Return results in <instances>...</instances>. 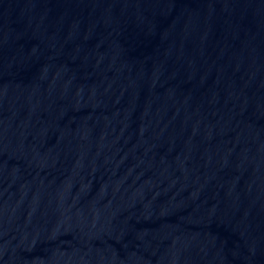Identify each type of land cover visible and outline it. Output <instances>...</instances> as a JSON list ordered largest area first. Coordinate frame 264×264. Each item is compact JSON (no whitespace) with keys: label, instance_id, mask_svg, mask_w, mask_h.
I'll return each instance as SVG.
<instances>
[{"label":"water","instance_id":"water-1","mask_svg":"<svg viewBox=\"0 0 264 264\" xmlns=\"http://www.w3.org/2000/svg\"><path fill=\"white\" fill-rule=\"evenodd\" d=\"M0 264H264V0H0Z\"/></svg>","mask_w":264,"mask_h":264}]
</instances>
